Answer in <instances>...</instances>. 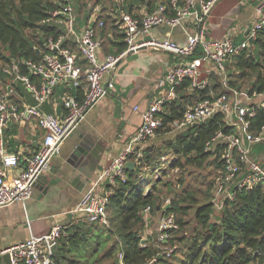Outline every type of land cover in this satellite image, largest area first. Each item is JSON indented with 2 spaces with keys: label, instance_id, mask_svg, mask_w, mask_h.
<instances>
[{
  "label": "built area",
  "instance_id": "built-area-1",
  "mask_svg": "<svg viewBox=\"0 0 264 264\" xmlns=\"http://www.w3.org/2000/svg\"><path fill=\"white\" fill-rule=\"evenodd\" d=\"M108 15L122 34L125 47L116 53H108L101 58L102 39L97 31L103 27L99 15L103 4L96 0L91 7L92 18L96 26L86 24L76 26V13L70 1L50 14L47 22L54 21L63 26L64 32L56 39L48 38L39 59H23L20 62L6 63L2 67L5 80L0 78V207L15 202H25L32 195L38 178L48 169L51 159L60 151L63 141L80 125L87 113L110 91L114 89L112 75L117 63L129 53L146 48L167 52L175 58L191 57L187 61L173 63L156 80L160 88L166 87V94L151 102L145 109L133 106L140 114V124L129 137L125 146L116 155L109 166L102 170L96 180L81 194L73 214L83 215L85 220L96 225L109 226L107 207L112 194L111 187L116 182L127 179L126 162L133 161L134 166L142 160L140 144L157 134L164 127L163 106L167 99L176 95V87L185 79L192 89H203L210 83L209 75H201L202 64L211 65L217 74L221 91L212 92L186 108L183 116L168 123L171 129H180L189 124L206 121L219 111L224 121L232 127L228 133L217 131L205 143L211 150L223 143L219 161L221 168L214 179V204L218 212L225 200L235 197L237 191L250 190L264 184V125L258 131L251 130V118L256 110L264 108V91H249L230 85L226 75L227 63L246 49L260 32H264V0L256 7L257 19L245 30L244 39L234 42L230 37L209 39L207 18L213 6L220 0H168L158 1L148 11L140 9V15L123 7L124 0H113ZM190 26H187L186 23ZM178 27L185 35V42L179 43L169 37L147 36L154 27ZM71 38L77 50L63 46V41ZM78 88L80 97L64 93L61 104L64 115L58 118L54 114L41 111L40 106L48 101L59 84ZM20 85L32 98V103H19L14 96L19 93ZM29 123L39 130L41 140L36 148L18 146L10 149L5 130L12 124ZM162 165V164H160ZM20 167L16 174L9 169ZM156 168V167H155ZM149 168H143L147 170ZM163 168H156L154 179L161 175ZM142 177V173L140 174ZM109 185L110 187H108ZM223 196V197H222ZM224 200H220L219 198ZM169 199L161 205V217L156 227L155 240L165 242L172 231L178 228L172 213H164ZM150 206L143 209L147 216ZM67 234V226L56 223L42 235H29L24 240L7 248L0 249V264H52L53 253L59 239ZM145 238L140 245L144 246ZM171 248L166 249L170 254ZM164 252V251H163ZM117 257L121 261L122 253ZM150 259L143 264H154Z\"/></svg>",
  "mask_w": 264,
  "mask_h": 264
},
{
  "label": "trees",
  "instance_id": "trees-1",
  "mask_svg": "<svg viewBox=\"0 0 264 264\" xmlns=\"http://www.w3.org/2000/svg\"><path fill=\"white\" fill-rule=\"evenodd\" d=\"M67 1L75 4L77 0H0V59L4 61L3 64L39 59L46 50L47 39H56L64 32L62 25L47 22L46 19ZM109 1L110 5L103 4V11L99 15V19H103V27H98V30L105 35L112 32L114 38L118 39L112 41L117 46L116 53L125 44L114 19L107 13V8L114 4L113 0ZM158 1L168 2L124 0L123 7L140 15L141 6L151 11ZM136 3L141 5L136 7ZM62 45L77 50L71 38H66ZM226 70L230 85L243 88L242 80L249 78L247 90L264 91V32H260L246 49L235 55L227 63ZM213 76L203 89L190 88L188 79L176 87L182 101L165 104L167 112L160 114L164 127L158 129L157 134L171 130L168 123L180 119L187 107L210 96L211 91L216 94L221 91L217 75ZM185 90L188 93L184 96ZM250 124L253 131H258L264 125V108L256 110ZM219 130L228 133L232 127L217 111L206 121L180 128L173 140L164 143V149L155 145L145 148L142 160L133 170H127L126 181H118L111 187L112 217L109 220L113 227L70 221L67 234L59 239L54 249L52 264H103L109 259L111 263L107 264H120L117 257L119 252L122 253L123 264H143L153 258L156 259L154 264H264V184L247 191H237L233 199L225 200L217 214L212 200L198 204L195 197L183 190L184 196L178 198L175 195L164 211L175 217L178 228L172 231L173 236L170 234L165 242L159 244L151 233L145 238L144 246L140 245L149 218L143 214V209L147 205L150 206L149 213L162 209L161 204L157 203L156 191H159L158 185L166 173L162 171L147 191L141 185L143 168L157 167L158 158L169 149L179 157H174L168 167L180 168L191 164L209 166L218 172L224 144L218 143L207 150L205 143ZM163 185L169 187L171 184L166 182ZM192 205H195V209L190 219L187 216ZM113 235L114 244L105 249L104 245ZM161 245L173 246L174 249L167 255L159 249Z\"/></svg>",
  "mask_w": 264,
  "mask_h": 264
},
{
  "label": "crops",
  "instance_id": "crops-1",
  "mask_svg": "<svg viewBox=\"0 0 264 264\" xmlns=\"http://www.w3.org/2000/svg\"><path fill=\"white\" fill-rule=\"evenodd\" d=\"M260 1H218L207 18V38L230 37L234 42L243 40L246 28L257 19L256 7ZM136 4V7L141 5ZM76 9L74 6L77 28L88 23L96 26V22L91 15V9L84 14L80 12V9L78 10V7ZM186 25L190 26L188 22ZM97 31L100 32L102 39L99 56L103 58L108 53H115L117 46L112 41L118 39L114 38L112 32L105 35L98 28ZM150 36L169 37L179 43H184L186 39L180 28L167 26L152 28L147 38ZM190 58H175L167 52L143 48L137 52L127 54L117 63L112 75L114 89L87 113L80 125L63 141L59 153L51 159L48 169L43 174L48 179L59 177L61 168L68 165L70 160H74L72 154L76 146L82 145L88 139L96 141L104 150L103 153H100L101 157L97 167L93 170L90 163L84 166L88 173V178L85 181V175L83 174L73 182L58 183V188L50 193H44V184H38L34 186L31 197L25 202H15L0 207V249L20 242L29 235H42L56 223L66 226L69 225L70 221L78 222L80 220L86 224L89 223L83 215L73 214L71 211L77 205L82 192L96 180L102 170L109 166L112 159L118 155L129 137L139 126L140 114L133 111V106L138 105L139 110H143L151 102L164 96L167 89L166 87H158L156 80L162 76L171 64L187 61ZM200 71L201 75H209L210 80L213 79V75H217L209 64H202ZM227 74L229 75L228 71ZM0 78L5 80L2 70ZM18 91L19 93L14 96L16 101L19 103H32L30 94L20 85H18ZM66 92L80 97V93L75 87L65 83L59 84L55 87L51 98L40 106L41 111L54 114L58 118L63 117L64 109L61 98ZM187 93L188 91L185 90L182 95L185 96ZM175 100L176 102L182 101L179 93L166 100L163 113L167 112L165 104ZM20 129L22 135L19 137L18 131ZM5 135L9 148L15 150L18 146L30 149L36 148L41 140L42 133L35 130L31 124L26 123L10 125L6 128ZM157 141V138L151 141L147 140L139 147L144 151L150 145L157 146ZM19 169L20 167L11 168L9 172L16 174ZM108 209H111L110 203L107 207V216L110 219ZM152 234L155 238L156 229Z\"/></svg>",
  "mask_w": 264,
  "mask_h": 264
},
{
  "label": "rangeland",
  "instance_id": "rangeland-1",
  "mask_svg": "<svg viewBox=\"0 0 264 264\" xmlns=\"http://www.w3.org/2000/svg\"><path fill=\"white\" fill-rule=\"evenodd\" d=\"M95 0H77L75 1V9L78 6V10L80 9L81 13H87L88 10L91 9L93 6ZM102 4L108 6L110 5L109 0H102L100 1ZM77 5V6H76ZM77 11V9H76ZM4 61L0 59V68L3 67ZM249 78H245L242 80V87L241 89H247L249 87ZM179 133V129H171L168 132L157 134L156 136H153L148 139V141H151L152 139L157 138V146L161 149H164V143L167 141L173 140L175 138L176 134ZM22 135V130L20 129L18 131V136L20 137ZM166 142V143H167ZM154 145V144H153ZM156 146V145H155ZM167 149V148H166ZM168 151H165L159 158H158V164L156 168H163L166 171L165 174L162 176V182L166 183L169 182L171 185L169 187L163 185V183H159L158 189L159 191H156V197H157V203L163 204L166 199H169V203L172 200L175 195H178V198L183 197V190H186L189 195L192 197H195L197 199V203H202L208 199L214 200V179L217 174V171L214 170V168L207 167H197L195 165L191 164H185L183 167H168L169 163L174 157L176 156L171 150L167 149ZM162 164V165H160ZM155 167H151L147 170L142 171V188L144 190H149L152 182H154L156 179H154V174L156 171ZM216 171V172H215ZM223 197V196H222ZM219 198L220 200H224L223 198ZM188 201V200H187ZM195 209V205H192V208L188 211V216L190 219L193 215ZM109 212V218L111 219V209H108ZM217 214V212H216ZM148 224L143 232V238H146L149 234L153 233L157 227V222L161 217V210H156L154 212H150L148 214ZM194 222H191V224ZM113 224L110 223L109 220V226L112 228ZM174 233V232H173ZM172 233V236H173ZM115 235L113 237L109 238L104 245L105 249L112 246L114 244ZM160 250L163 252L166 249L171 248L174 249L173 246L169 245H161L159 246ZM111 263V260H105L103 264Z\"/></svg>",
  "mask_w": 264,
  "mask_h": 264
},
{
  "label": "water",
  "instance_id": "water-1",
  "mask_svg": "<svg viewBox=\"0 0 264 264\" xmlns=\"http://www.w3.org/2000/svg\"><path fill=\"white\" fill-rule=\"evenodd\" d=\"M195 124V123H193ZM100 151V152H99ZM103 148L99 146L98 143L94 140H85L82 145H77L73 151L72 158L73 161L70 160L68 165H64L61 168L60 176L56 179H48V177L42 174L38 180L36 181L34 186L38 184L43 185L44 193L54 192L58 187V183H63L65 181L73 182L74 180L80 178V176L85 175V179L88 178V173L84 169L87 164H92L93 170L97 167L98 161L100 160V153H103ZM126 167L131 171L134 168V162L128 161L126 162ZM168 208V205L166 206ZM4 259L8 263L9 258L6 254Z\"/></svg>",
  "mask_w": 264,
  "mask_h": 264
}]
</instances>
